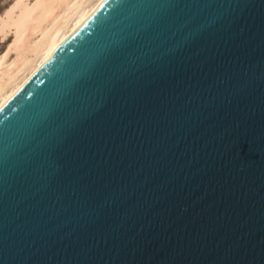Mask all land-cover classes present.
Listing matches in <instances>:
<instances>
[{
    "label": "water",
    "instance_id": "obj_1",
    "mask_svg": "<svg viewBox=\"0 0 264 264\" xmlns=\"http://www.w3.org/2000/svg\"><path fill=\"white\" fill-rule=\"evenodd\" d=\"M0 264H264V0H101L0 106Z\"/></svg>",
    "mask_w": 264,
    "mask_h": 264
},
{
    "label": "bare ground",
    "instance_id": "obj_2",
    "mask_svg": "<svg viewBox=\"0 0 264 264\" xmlns=\"http://www.w3.org/2000/svg\"><path fill=\"white\" fill-rule=\"evenodd\" d=\"M101 0H13L0 14V106Z\"/></svg>",
    "mask_w": 264,
    "mask_h": 264
},
{
    "label": "rangeland",
    "instance_id": "obj_3",
    "mask_svg": "<svg viewBox=\"0 0 264 264\" xmlns=\"http://www.w3.org/2000/svg\"><path fill=\"white\" fill-rule=\"evenodd\" d=\"M13 0H0V14H2V12L4 11V9L7 8L8 5H10V3ZM10 32H7V34L5 35L4 38H0V52L4 49L5 44L7 43V39L9 38Z\"/></svg>",
    "mask_w": 264,
    "mask_h": 264
}]
</instances>
